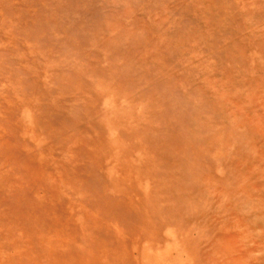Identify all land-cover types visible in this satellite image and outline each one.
<instances>
[{
  "label": "rangeland",
  "instance_id": "1",
  "mask_svg": "<svg viewBox=\"0 0 264 264\" xmlns=\"http://www.w3.org/2000/svg\"><path fill=\"white\" fill-rule=\"evenodd\" d=\"M0 264H264V0H0Z\"/></svg>",
  "mask_w": 264,
  "mask_h": 264
}]
</instances>
